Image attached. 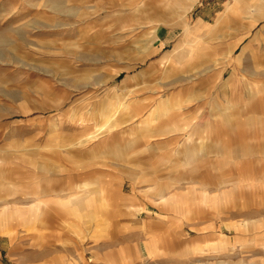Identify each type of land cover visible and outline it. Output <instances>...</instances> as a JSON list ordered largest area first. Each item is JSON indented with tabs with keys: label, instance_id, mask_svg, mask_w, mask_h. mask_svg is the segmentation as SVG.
Segmentation results:
<instances>
[{
	"label": "rangeland",
	"instance_id": "rangeland-1",
	"mask_svg": "<svg viewBox=\"0 0 264 264\" xmlns=\"http://www.w3.org/2000/svg\"><path fill=\"white\" fill-rule=\"evenodd\" d=\"M182 2L0 0V264H264V67L245 59L238 72L263 91L251 105L238 76L220 89L212 63L168 57L199 44L218 59L231 41L216 21L233 0H197L191 33L159 23L149 56L119 59L149 44ZM166 98L185 102L150 129L171 128L140 136ZM131 100L133 118L106 115L126 122L108 146H72L106 106Z\"/></svg>",
	"mask_w": 264,
	"mask_h": 264
},
{
	"label": "crops",
	"instance_id": "crops-1",
	"mask_svg": "<svg viewBox=\"0 0 264 264\" xmlns=\"http://www.w3.org/2000/svg\"><path fill=\"white\" fill-rule=\"evenodd\" d=\"M197 2V0H183L182 4L178 6V9L176 10V17L171 21L170 20H161L158 22L156 25H154L151 30V41H149V44L146 43L143 45L141 49L139 48H133L129 46L125 50L121 51L119 50V59L124 56V51L127 53V55H130L135 53L133 56L134 57H143L146 58L151 54V46L154 42V40L157 38V28L159 23L163 24L164 26H167L168 28H172L174 26L176 27H181L185 34L191 33L192 29L188 26L187 21L185 20L186 14L191 10V8L194 6V4ZM236 3L239 4L242 9L239 10V8L236 6ZM230 9H233L238 20L237 22L234 23V25H226L228 21V17H230L228 11ZM251 15L250 18L247 15ZM223 17V18H222ZM227 17V18H225ZM249 18V19H247ZM264 22V0H259L258 2L255 1V3H250L249 0H233L232 6L230 7V4H228L226 11L217 19L216 21V26L219 27L221 25H224L227 30L229 31V35L227 34V37L229 36L230 43L226 45L221 51V53L218 54L219 58L218 59H212L206 52H203L204 47H200L199 44H194L191 45L189 49L186 50H179V45H175L172 51L169 53L168 57L173 58V65H178L183 62V60L186 59H194L198 58L200 59V62H204V64L207 62L212 63L214 66L215 71L217 72L215 75V82L213 84L218 85L220 89H225L229 87H233L235 81L243 80L242 82H246L247 85L249 86L248 88V94H247V103L249 104H254L257 99L261 97L263 94L262 90L257 88L256 84L253 83L252 81H248L245 77V74H240L238 76V72H240V69L242 67V62L246 59L252 62V66L254 67V70H257L260 67H264V39L262 37V32L264 31V26L262 27V31L258 32L256 36L242 48L241 53L238 55V58L234 62L232 60V57L235 53V51L243 44L245 38H247L253 30L257 28V26ZM224 23V24H223ZM202 25V24H201ZM224 39H221L223 41ZM134 51V52H130ZM136 51V52H135ZM117 52L114 51L111 53L113 54ZM246 52H248V55H246ZM214 55V54H213ZM212 55V56H213ZM229 55V56H228ZM247 56V57H245ZM117 57V55L113 56ZM203 58V59H201ZM118 60V59H117ZM134 62L129 63L125 67H123L122 71H117L115 72L114 75H112V79L116 78L119 76L121 72L129 71L132 70L134 65ZM232 67V72L229 74L228 78L225 79L224 75L228 68ZM171 70L165 71L164 74H171L175 67L172 66L170 68ZM144 72H141L137 76L130 77L123 82H127L129 80H134L136 77L141 78ZM237 76L239 79H237ZM144 82V81H143ZM149 82V81H148ZM144 87H149L155 89L157 87L156 83H153V81H150L149 83L145 84ZM128 96H133L134 91L130 90L127 92ZM134 98V97H133ZM132 98V99H133ZM184 100H179L178 98H166L164 101H159L157 105L153 106L150 111L148 112V116H151L152 118L149 119L145 126H144V131H140V136L146 132H155L157 134H161L165 129L171 128L170 126L168 127H158L155 130L150 129L154 121H156L159 118H163L165 116H172L175 112L181 110L182 105L184 104ZM232 106L234 103H231ZM133 101L131 100L129 103L121 102L116 104L113 108L111 106V109H109L108 106H106V109L104 110L103 116H101V124L97 125L95 127V131L92 132L91 134L88 135V137L84 140H81L77 143H73L72 146H86L89 144H95L97 147H104L109 145V141L111 137H113V132H116V128L118 126H122L126 122H121V123H116L112 122L110 120V117L112 116H106L108 113H112V111L115 110L114 113L118 112L121 113L123 116H136L134 115V107H133ZM235 106L232 107L234 112L231 113V116L235 115ZM229 110V109H228ZM226 110V112L228 111ZM258 109H256V105L254 108H249V111L256 113ZM219 113L221 111L217 109L213 113L212 111V116H219ZM262 113V111H260ZM147 127V128H146ZM141 130V129H140ZM193 152H189L186 155L187 160L193 159ZM158 197L160 198V202L158 204H164V205H169L170 207H175L176 204L174 200L171 201H166L164 199L165 197L162 194H159ZM79 203H83V199H78ZM84 203L88 204V200L84 199ZM166 203V204H165ZM78 208V207H77ZM77 210V209H75ZM73 212V211H72ZM150 247H148L149 250ZM152 250V248H151ZM200 251V250H199Z\"/></svg>",
	"mask_w": 264,
	"mask_h": 264
},
{
	"label": "bare ground",
	"instance_id": "bare-ground-1",
	"mask_svg": "<svg viewBox=\"0 0 264 264\" xmlns=\"http://www.w3.org/2000/svg\"><path fill=\"white\" fill-rule=\"evenodd\" d=\"M229 56V55H228Z\"/></svg>",
	"mask_w": 264,
	"mask_h": 264
}]
</instances>
